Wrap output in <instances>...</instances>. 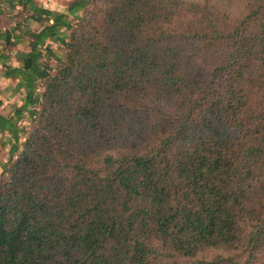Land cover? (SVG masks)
Returning <instances> with one entry per match:
<instances>
[{
    "label": "trees",
    "instance_id": "16d2710c",
    "mask_svg": "<svg viewBox=\"0 0 264 264\" xmlns=\"http://www.w3.org/2000/svg\"><path fill=\"white\" fill-rule=\"evenodd\" d=\"M24 36L0 264H264V0H0Z\"/></svg>",
    "mask_w": 264,
    "mask_h": 264
},
{
    "label": "rangeland",
    "instance_id": "374dc122",
    "mask_svg": "<svg viewBox=\"0 0 264 264\" xmlns=\"http://www.w3.org/2000/svg\"><path fill=\"white\" fill-rule=\"evenodd\" d=\"M36 5H39L44 8L51 10L64 12L66 4L71 0H33ZM3 8V24L1 29L10 30L11 27L16 25V22L19 23V26L15 28L13 33L19 34L21 27H27L32 31H36L42 25L41 23L34 21L29 14L31 13L29 8H21L20 6H14L13 8H8L4 5H1ZM70 18V16H68ZM65 30H62V33H65ZM13 41V38L11 39ZM28 38L26 36L22 37V40L17 42L13 41L12 44H5L0 39V63L4 62L6 65L16 66L18 65L16 61V52L28 50L27 45ZM49 48L55 56H59L61 53V45L56 42H48ZM53 56L44 54L41 61L46 62L48 65L54 66L55 60ZM2 67L0 65V114L9 115L14 106L21 104L23 98V90L14 89V79L5 78L2 76ZM29 124L28 118L25 114L22 115L17 120V127L25 129ZM22 135V133H20ZM0 137V179L2 181L6 180V175L3 171V167L8 160L7 149L9 144H2Z\"/></svg>",
    "mask_w": 264,
    "mask_h": 264
}]
</instances>
